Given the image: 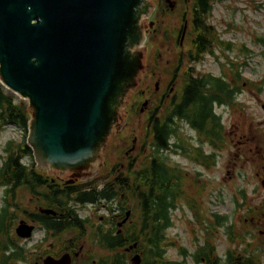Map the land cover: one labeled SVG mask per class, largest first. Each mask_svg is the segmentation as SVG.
Masks as SVG:
<instances>
[{
  "label": "rangeland",
  "instance_id": "rangeland-1",
  "mask_svg": "<svg viewBox=\"0 0 264 264\" xmlns=\"http://www.w3.org/2000/svg\"><path fill=\"white\" fill-rule=\"evenodd\" d=\"M173 1L175 2L173 9L167 6L168 9L163 8V11L156 12L150 17L143 16L145 40L138 48V51L145 52L143 74L139 78L137 87L129 94L126 112L130 101L138 92L141 90L147 92L149 86L153 91V85L159 82V78L166 81L173 77L179 53L188 48L191 34L188 23L183 39L181 35L185 17L189 11H184L178 0ZM211 2L212 12L206 21L215 29L213 52L205 55L197 67L202 70L201 72L217 75L225 68L227 69L229 61H232L237 63L238 71L243 79L251 82V85L242 83V92L237 96L238 102L232 108L229 106L215 108L225 127L223 139H218V143L222 144L219 148L211 146L198 132L183 124L177 130V137L171 138V143L178 141L183 146L176 151L161 153V158L178 171L181 191L180 197L174 200L175 207L170 210L172 224L165 231L166 257L182 260L180 248L183 247L187 253L191 254L186 257L187 264H224L226 251L229 248L233 250L236 248L238 252H247L246 255L249 253L258 256L261 259L260 263L264 264V251H254L256 243L254 224L251 220L254 205H257L264 197L262 189L256 191L255 172L259 165L255 160L257 156L254 155L257 152V145L264 149V0H211ZM148 3L158 8V0H148ZM157 63V74L151 76L147 67L155 70ZM177 75L179 76L176 84L172 87H176L175 92L179 93L183 74ZM143 97H139L140 101ZM157 102L158 99L155 98L149 104L151 110ZM124 123L125 125L123 124L121 129L112 135L102 163L92 176L98 179H103L106 173L113 176L116 173L112 167L119 168L118 165H112L113 162H118L126 168V163L131 157L125 156L122 159L120 156L123 155V151L128 152L134 137L137 139L136 147H139L138 157L139 160L141 159L138 161L137 169L141 168L145 157L152 156L151 148L141 146L142 140L149 136L148 131L146 133L145 115L139 114L136 110L135 113L127 116ZM255 129L258 130L259 135L256 139L253 138ZM25 135L26 133L20 127L12 124H7L0 131V165L5 155L6 143L9 140L15 143L20 142ZM240 135L243 137L239 138ZM132 147L134 149V145ZM194 147L201 148V157L210 153H214L215 156L210 158L208 156L205 162L202 160L204 163L202 168L198 164V159H194L192 155L184 151H193ZM145 150L147 155L142 154ZM30 161H34L35 168L38 169L33 155L22 159V162L26 164ZM120 171L124 173L123 170ZM4 197L5 192L2 186L0 187V210L4 205ZM28 198L27 190L21 189L17 192L16 202L19 210L28 209ZM132 204L134 200L130 205ZM80 213L86 216L110 214L103 208L94 210L92 206H86ZM215 216H224L225 224H217ZM20 217L25 219V213L20 212ZM13 222L11 232L14 231L15 218ZM230 223L244 240L239 245H236L237 241L230 242L227 238L226 224ZM39 236L38 234L36 237ZM205 241L214 245L216 255L211 256L208 261L201 254L199 261L196 262L192 254L198 250L197 248L202 247ZM247 242L250 246L244 248L243 243ZM216 256L220 257L221 261H214Z\"/></svg>",
  "mask_w": 264,
  "mask_h": 264
},
{
  "label": "water",
  "instance_id": "water-1",
  "mask_svg": "<svg viewBox=\"0 0 264 264\" xmlns=\"http://www.w3.org/2000/svg\"><path fill=\"white\" fill-rule=\"evenodd\" d=\"M156 9L148 0H0V82L28 102L26 143L38 170L88 178L100 167L143 74V16ZM32 230L24 220L15 228L22 238Z\"/></svg>",
  "mask_w": 264,
  "mask_h": 264
},
{
  "label": "trees",
  "instance_id": "trees-1",
  "mask_svg": "<svg viewBox=\"0 0 264 264\" xmlns=\"http://www.w3.org/2000/svg\"><path fill=\"white\" fill-rule=\"evenodd\" d=\"M178 2L184 11H192L194 17L198 19H204L207 13L212 10L211 0H178ZM163 8L168 9L163 0H158L156 12L163 11ZM201 24L197 27L198 35L202 40L201 42L207 45L209 49L212 39L215 38V33L205 21ZM179 54L181 59L182 52ZM182 74L183 79L178 99L171 98L164 106L162 115L159 118L152 116L148 121L149 136L142 140L141 146L143 148L148 146L153 153L151 157L144 158L141 168L129 173L130 176H133L134 184L132 187L130 189L127 187L124 180L125 173L120 172L113 176L106 173L103 176L107 179L106 187L98 192V195L95 192H89L86 196L91 200L106 199L108 198L107 193L111 192L113 197L118 199L123 206L126 194L128 192L135 194L134 204L129 206L132 222L128 230L124 231L128 236V243H138L136 250L141 256L140 264H187L186 257L191 256L185 248L181 247L182 260H172L166 257L165 231L172 224L170 210L175 207L174 200L180 197L181 191L178 171L161 158V153L176 151L183 146L178 141L171 143V138L177 137L178 128L186 124L198 132L201 137H204L211 146L219 148L222 145L218 143L219 140L215 136V130H219L221 126L219 117L214 114L213 107L215 103L227 101L220 98V94L225 91L223 83L219 78L210 75L205 77L206 80L197 78L192 81L188 71L184 70ZM139 94L140 92L136 94L128 106V110L132 113H135L138 108ZM29 113L27 102L6 89L0 82V131L7 124H12L20 127L27 135ZM26 135L22 141L17 143L9 140L4 148L5 155L0 165V187L3 186L5 192L4 205L0 210V239L11 232L14 223L15 209L12 208L15 206L13 198L17 186H22L28 192H31L34 187L36 191H39L38 194L41 193L39 201L50 204V209L53 211L58 208L60 211L67 209L66 200L58 194L51 182L43 180V177L47 176L36 171L34 162L30 161L29 164L22 162L23 158L30 157L32 153L31 148L26 143ZM179 140L181 141L180 138ZM184 151L192 155L194 159H203L200 153L201 148L194 147L193 151ZM213 156L211 154L209 158ZM112 169L114 171L116 167L113 166ZM215 222L225 224V217L215 216ZM135 225L134 230L132 226ZM226 226L227 238L230 242L237 241L236 245L244 242L241 234L233 229L232 223L226 224ZM142 229L146 230L143 236L140 235ZM116 240L122 242L118 236ZM243 244L244 248L250 246L249 242ZM201 246L192 254L193 258L198 262L199 255L202 254L210 261L211 256L216 255L214 245L205 241ZM16 254L18 255V253ZM246 254L245 251L242 253L238 252L236 248L234 250L229 248L225 253L224 264H261L259 260L255 259V256ZM214 261L219 262L221 258L216 256Z\"/></svg>",
  "mask_w": 264,
  "mask_h": 264
},
{
  "label": "flooded vegetation",
  "instance_id": "flooded-vegetation-1",
  "mask_svg": "<svg viewBox=\"0 0 264 264\" xmlns=\"http://www.w3.org/2000/svg\"><path fill=\"white\" fill-rule=\"evenodd\" d=\"M211 12L212 11H209L204 19H198L194 17L192 11H189L188 15L185 17V22L188 23V27L191 29V34L188 40V48L186 51H181L182 56L181 59L180 55L178 57L173 77L166 81H162V79L159 78V82H156L158 85H153V91L150 86L147 89V92L144 90L140 91L139 95L144 97L141 101L139 99L137 111L139 114L145 115L147 123V130L145 129L146 133L149 129V119L152 116L159 118L163 113L166 103L169 102L171 98H175L176 100L178 99L179 93L175 92L176 87H173L179 76L177 74H182L185 69L190 74V79L192 81L197 78L205 79V77L207 78V76L210 75L212 77L219 78L223 83L225 91L220 94V98L227 101L215 103L213 107L214 114L219 117L221 126L219 130H215V136H217L218 139H223V135H225V127L222 125L220 115L216 113L215 108L217 106H229L232 108V106L236 105V102H238L237 96L242 92V83L243 85H251V82L243 79L240 71H238L237 63L232 61H229V64L227 65L228 70L225 68L222 73L217 75H213L208 72L205 73L204 71L201 72L202 70H199L197 67L198 63L203 60L205 55L213 52L216 34L215 38L212 39L210 48L208 49L207 45L201 42L202 40L200 39L197 31V27L202 25L201 23L205 21L215 33L214 27L206 21ZM205 41L208 42L207 39H205ZM219 43H221V41H219ZM157 65L158 63L155 65V70H151V67H147L148 71L150 70L151 76H155V74H157ZM147 68L146 73L148 72ZM155 98L158 99V102L151 110V106H149V104L154 101ZM144 99L148 101V104L144 107L143 111H140L142 102L145 101ZM131 113L132 112L128 110L126 112L125 119L127 116H130ZM254 135V139L258 138L259 135L257 129H255ZM242 137V135L239 136V138ZM258 140L259 139H257V141ZM136 142L137 139L134 137L132 145L128 147L129 150V148L134 145L133 151H123V155L120 156L122 159H124L125 156L131 157V159L126 163V168L118 162H113L112 164L118 165L120 168L115 169L116 174L121 172L120 170L124 171L126 174L124 180L126 181V185L129 189L132 187V184H134V181H132L133 176H130L129 173L137 170L136 166L139 164L138 161L141 160H139L138 157L139 147H136ZM142 154L147 155L146 150ZM211 154L214 155V153H210L209 155ZM209 155L203 157V162L206 161L205 159L208 158ZM254 155L257 156L255 160L258 162L257 165H259V168L255 172V175L257 176L256 191L258 192L259 189L264 191V149L262 150V147L260 148V146L257 145V152H255ZM202 160L198 159V164L203 168L204 163H202ZM36 171L43 176H47L43 177V180L51 182L56 188L58 194L63 196L67 202V209L64 211H60L59 208L55 211L51 210L50 204L39 201L41 193L38 194L39 191H36L33 187L31 192H28V209L25 208L19 210L16 197L17 192L23 189V187L17 186L13 198L15 206L12 208L13 210L15 209L14 231L5 234V237L0 239V264H52L50 261L51 259L58 261L62 258H65V262L63 261L61 264H132V256L134 254L140 255V253L136 250L138 243H128V236H126L124 231L128 230L132 222L130 218L131 214L129 218L123 222L125 213L129 210L128 206L131 202L133 203V200L135 199V194L128 192L124 198L123 206L120 204L118 199L113 197L111 192L107 193L108 198L106 199L102 198L91 200L86 197L87 193L95 192L96 195H98V192L102 191L104 187H106L107 179H97L94 176H92L93 178L91 176L83 178L81 177V173L78 172L71 173L68 178H62L59 174H51V172L46 169H37ZM104 192L106 193V191ZM86 206H92L94 207V210L103 208L104 211L106 210L110 214L97 216L94 214L92 216L81 215L80 211H82V209ZM114 206H116L115 209ZM20 212L25 213V219L20 217ZM17 219L19 220L16 222ZM20 220H24L29 225L33 226L32 233L28 238H22L15 232V228ZM251 220L254 224V241L256 243L254 251L258 250L263 252L264 197L257 205H254ZM132 228L135 230L136 225L132 226ZM145 231V229H142V231H140V235L143 236ZM38 234L40 236L36 237ZM117 236L122 239L121 243L119 240H116ZM121 244H123V246H121ZM16 253H18V255ZM255 259L259 261L261 260L256 255ZM203 261L205 263L204 258Z\"/></svg>",
  "mask_w": 264,
  "mask_h": 264
}]
</instances>
